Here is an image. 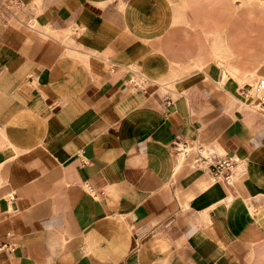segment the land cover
I'll return each mask as SVG.
<instances>
[{
  "label": "crops",
  "instance_id": "0c3cea01",
  "mask_svg": "<svg viewBox=\"0 0 264 264\" xmlns=\"http://www.w3.org/2000/svg\"><path fill=\"white\" fill-rule=\"evenodd\" d=\"M263 78L264 0H0V264H264Z\"/></svg>",
  "mask_w": 264,
  "mask_h": 264
},
{
  "label": "built area",
  "instance_id": "2783aa9c",
  "mask_svg": "<svg viewBox=\"0 0 264 264\" xmlns=\"http://www.w3.org/2000/svg\"><path fill=\"white\" fill-rule=\"evenodd\" d=\"M256 90L260 93L264 91V78L260 79L256 85ZM262 99V98H260ZM191 141L177 136L173 141V149L175 152L184 154L185 157L192 156L195 153L194 161L202 163L215 179H223L227 184L234 182L233 171L236 167V162L232 157H220L214 151L207 150L204 147H193ZM195 150L194 152L192 150ZM140 237H137L135 249L140 246Z\"/></svg>",
  "mask_w": 264,
  "mask_h": 264
},
{
  "label": "rangeland",
  "instance_id": "374dc122",
  "mask_svg": "<svg viewBox=\"0 0 264 264\" xmlns=\"http://www.w3.org/2000/svg\"><path fill=\"white\" fill-rule=\"evenodd\" d=\"M168 88H169V89H173V85H170V84H169V85H168Z\"/></svg>",
  "mask_w": 264,
  "mask_h": 264
}]
</instances>
